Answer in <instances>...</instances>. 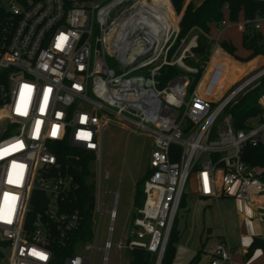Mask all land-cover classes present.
<instances>
[{
  "label": "built area",
  "instance_id": "built-area-1",
  "mask_svg": "<svg viewBox=\"0 0 264 264\" xmlns=\"http://www.w3.org/2000/svg\"><path fill=\"white\" fill-rule=\"evenodd\" d=\"M182 16L171 0H0V136L8 135L0 138V264H50L55 248L67 247L79 230L81 213L66 205L76 185L61 151L93 154L94 214L106 213L100 171L108 115L153 138L144 203L119 248L164 254L192 177L200 197L235 200L248 223L256 220L252 211L264 210V166L244 159L248 147L264 145V56L237 60L210 33L209 59L189 66L202 31L193 28L171 55ZM263 26L264 16H226L211 29L264 40ZM218 53L240 66L236 79L224 57L214 60ZM169 66L183 73L165 80ZM255 95L260 115L236 128L234 108ZM118 200L115 194L106 253ZM91 248L63 264H94L86 256ZM233 253L227 239L219 240L210 264H244Z\"/></svg>",
  "mask_w": 264,
  "mask_h": 264
},
{
  "label": "rangeland",
  "instance_id": "rangeland-1",
  "mask_svg": "<svg viewBox=\"0 0 264 264\" xmlns=\"http://www.w3.org/2000/svg\"><path fill=\"white\" fill-rule=\"evenodd\" d=\"M191 2L199 4L201 0H186L185 5ZM220 34V30H215L212 35L216 39L215 37ZM220 39L223 41L228 39L237 48V53L241 57L248 55L243 49V33L240 30L229 29L226 33L224 30ZM108 62L112 68L119 71L113 59L108 58ZM187 65L193 66L188 63ZM243 104L241 102L234 110L244 109ZM6 136L8 135L0 138ZM152 144L153 138L149 133L141 131L128 121L116 119L111 115L105 118L102 131L100 198L106 213L103 217L99 213L96 214L95 239L90 244L92 248L86 253L88 259H94V264H129L127 250L119 248V245L120 243L125 245L128 240V230L134 219L135 186L147 172ZM92 167L97 173L98 185V161H95ZM115 194L119 195L117 218L111 249L106 253L104 247L109 239L111 227L109 212L114 208ZM250 216L256 220L248 223L245 213L239 210L233 199L211 200L200 197L195 179L192 177L175 223L180 239L175 244L176 251L171 264H191L197 255H199L197 264H210L212 250L222 239H228L233 245L235 256H243L240 249L241 234L264 238V210L252 211ZM97 234L100 250L95 253ZM246 264H264V251L256 250Z\"/></svg>",
  "mask_w": 264,
  "mask_h": 264
},
{
  "label": "trees",
  "instance_id": "trees-1",
  "mask_svg": "<svg viewBox=\"0 0 264 264\" xmlns=\"http://www.w3.org/2000/svg\"><path fill=\"white\" fill-rule=\"evenodd\" d=\"M178 14L183 12L180 22L179 41L171 52L179 45L181 39L188 36L193 28H199L202 32L198 36V46L193 50L194 58H187L186 62L193 66H200L209 59L213 50L215 40L210 38L212 26H218L221 21L228 18L236 22L241 16L245 18H255L256 16H264V3L256 0H201L199 4L194 2L186 4V0H171ZM243 49L248 55L241 57L237 53V48L229 41H221V47L235 59L247 62L256 56H264V40L260 34H245L243 36ZM226 65L231 73H234L231 79H236L239 76L238 64L226 58ZM226 66V67H227ZM183 71L176 66H169L163 69V79L167 80L175 75L182 74ZM244 109L240 111L234 110L235 127L244 128L245 120L260 115L261 111L257 105V96H250L243 100ZM80 155L81 160L77 161L73 157ZM244 159L251 166H264V145L257 148L248 147L244 154ZM62 167L74 177L76 188L70 199L66 202L68 210H78L82 217V223L79 230L75 233L71 243L67 247L58 246L55 248L56 256L50 264H63L67 256L76 254L81 251L86 245L91 244L95 239V205H96V190H95V174L92 171L90 160L93 154L86 151L69 150L57 153ZM69 156V157H68ZM150 170L147 169L146 174L136 183L134 194V219L137 216L144 203V184L149 178ZM184 204V198L181 206ZM40 208L35 206L34 213ZM133 219V220H134ZM180 239V233L173 228L167 248L163 255L161 264H171L175 256L176 242ZM256 250L264 251V240L256 239L251 244L248 250V258H250ZM129 264H157L158 255L147 251L141 247H134L132 250H127ZM199 255H197L191 264H197Z\"/></svg>",
  "mask_w": 264,
  "mask_h": 264
},
{
  "label": "crops",
  "instance_id": "crops-1",
  "mask_svg": "<svg viewBox=\"0 0 264 264\" xmlns=\"http://www.w3.org/2000/svg\"><path fill=\"white\" fill-rule=\"evenodd\" d=\"M215 30H217V29H215V28H213V29H211V36L213 37V32L215 31ZM229 31V29H226L225 30V33L226 32H228ZM223 34H224V32H223ZM223 34H220L218 37H215L216 39H218V38H221L222 36H223ZM263 36H264V27H263ZM225 40H227L228 41V39H225ZM207 199H210V198H207ZM211 200H213V199H211ZM237 203V202H236ZM237 206L239 207V204L237 203ZM243 212L244 213H246L247 212V210H243ZM256 239H261V240H264V238L262 239L261 238V236L260 237H251L250 235H245V234H241V236H240V245H241V247H240V249L242 250V253H243V256H235V254H234V256H233V259L235 260V261H237V262H240V263H246V262H248L249 260H250V258H248V256H247V252H248V250H249V247L251 246V244L254 242V240H256ZM228 240V239H227ZM229 242V241H228ZM229 244H230V242H229ZM230 246L233 248V250H234V247H233V245H231L230 244ZM235 252V251H234ZM212 256V255H211ZM247 256V257H246ZM245 258H247V260L245 259ZM211 260H212V257H211Z\"/></svg>",
  "mask_w": 264,
  "mask_h": 264
},
{
  "label": "bare ground",
  "instance_id": "bare-ground-1",
  "mask_svg": "<svg viewBox=\"0 0 264 264\" xmlns=\"http://www.w3.org/2000/svg\"><path fill=\"white\" fill-rule=\"evenodd\" d=\"M170 16H171V19H172V20H171V23H172V25L174 26L175 21L173 20V13H172L171 9H170ZM223 57L226 59V57L224 56V54H222V53H218V55H216V56L214 57V60H215V61H218L220 58H223ZM225 59H224V61H225ZM226 61H227V59H226ZM163 255H164V254H161V255L159 256V260H158L157 264H161V263H162Z\"/></svg>",
  "mask_w": 264,
  "mask_h": 264
},
{
  "label": "water",
  "instance_id": "water-1",
  "mask_svg": "<svg viewBox=\"0 0 264 264\" xmlns=\"http://www.w3.org/2000/svg\"><path fill=\"white\" fill-rule=\"evenodd\" d=\"M132 57H133V59H137L138 58V54L134 52V54H132ZM158 260H159V257H158ZM158 260H157V262H158Z\"/></svg>",
  "mask_w": 264,
  "mask_h": 264
},
{
  "label": "snow or ice",
  "instance_id": "snow-or-ice-1",
  "mask_svg": "<svg viewBox=\"0 0 264 264\" xmlns=\"http://www.w3.org/2000/svg\"><path fill=\"white\" fill-rule=\"evenodd\" d=\"M41 258H44L43 256Z\"/></svg>",
  "mask_w": 264,
  "mask_h": 264
}]
</instances>
